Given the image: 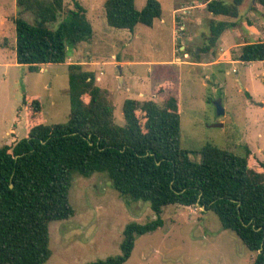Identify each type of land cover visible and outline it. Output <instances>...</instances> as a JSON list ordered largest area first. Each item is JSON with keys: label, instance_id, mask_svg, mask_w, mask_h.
<instances>
[{"label": "rangeland", "instance_id": "obj_1", "mask_svg": "<svg viewBox=\"0 0 264 264\" xmlns=\"http://www.w3.org/2000/svg\"><path fill=\"white\" fill-rule=\"evenodd\" d=\"M77 1L93 26L92 40L80 46L75 58L71 54L76 55L77 48L70 49L66 63L41 65L32 71L16 61V0H0V148L26 137L25 96L41 101L45 125L66 123L71 112L67 62H89L84 69L100 76L102 82L96 77L98 85L112 94L119 126L125 125L123 105L127 99L155 100L162 105L155 86L176 82L178 89L172 93L177 91L180 102V145L191 152L192 161L200 164L201 149L211 144L239 156L249 149L251 164L257 160L264 163V65L239 60L243 44L264 40V8L256 0H244L236 19L211 16L201 6L209 0H158L161 18L152 27L139 24L133 32L108 25L106 0ZM134 1L138 10L147 3ZM63 2L64 11L57 22L48 25L53 30L74 9L71 0ZM256 5L262 9L259 13ZM22 17L33 22L30 13ZM214 19L235 23L212 47L217 57L226 43L230 44L232 60L224 58L219 65L204 67L197 61L210 58L211 49L203 52V48L208 45ZM181 45L187 46L188 55ZM139 78L144 82L141 90L137 88ZM218 102L225 111L223 116L217 114ZM14 127L18 138L9 140ZM69 199L75 215L49 224L52 256L45 264H92L120 256L126 226L156 219L148 203L122 196L104 173L75 175ZM161 218V227L136 238L132 255L124 264L254 263L255 254L233 231L225 230L212 211L168 205Z\"/></svg>", "mask_w": 264, "mask_h": 264}, {"label": "trees", "instance_id": "obj_2", "mask_svg": "<svg viewBox=\"0 0 264 264\" xmlns=\"http://www.w3.org/2000/svg\"><path fill=\"white\" fill-rule=\"evenodd\" d=\"M68 17L53 30L64 11L63 0H16L14 19L16 61L36 71L41 65L66 63L68 51L94 36L86 9L77 1ZM244 0H209L214 16L238 18ZM264 8V0H256ZM257 6V5H256ZM255 6V7H256ZM109 26L133 32L137 25L152 27L162 16L158 0H147L138 10L134 0H106ZM30 13L33 22L22 15ZM235 23L210 21L209 52ZM239 60L264 63V41L242 46ZM71 112L64 124L45 125L37 98L24 97L26 137L0 148V264H45L52 256L49 224L75 215L69 193L75 175L104 173L124 197L150 205L156 219L131 223L124 230L122 254L92 264H124L136 238L163 225L168 205L204 208L219 218L255 254L253 264H264V163L251 164L245 156L207 144L195 163L180 145L181 116L176 85L155 89V100L127 99L124 126L115 122L112 94L98 85L94 72L70 64ZM249 98L250 95H249ZM12 137L17 140L16 127ZM12 186V187H11Z\"/></svg>", "mask_w": 264, "mask_h": 264}, {"label": "crops", "instance_id": "obj_3", "mask_svg": "<svg viewBox=\"0 0 264 264\" xmlns=\"http://www.w3.org/2000/svg\"><path fill=\"white\" fill-rule=\"evenodd\" d=\"M206 5H207V2L205 3V4H203V5H201V6H204L205 8H206ZM256 8H257V10L255 9V11L257 12V13H259L262 9H260L258 6H256ZM210 15L211 16H213L214 18L215 17H223V16H214V15H212L211 13H210ZM212 17V18H213ZM215 20V19H214ZM221 21H225V20H221ZM181 39V38H180ZM181 41H182V39H181ZM264 41V40H263ZM259 42H261V41H259ZM254 43V42H253ZM230 44H227L226 43V45H225V49H224V51H223V53H218V55H217V57L215 56V53H213L214 51L212 50V48H211V53H209L208 54V56L210 57V58H208L207 60H206V58L204 59V58H202L201 60H199V61H197L198 62V64L199 65H202V66H204V67H211V66H216V65H219L220 64V62H221V60L222 59H227V60H232L231 59V46H229ZM245 44H243L242 46H244ZM182 46V48H181V50L184 52V53H186L185 55H188V53L186 52V49H187V46H185V45H181ZM230 48H229V47ZM80 47H78L74 52H77L76 53V55L75 54H71L72 56V58H75V56L77 57L78 56V53H80V52H78L80 49H79ZM239 56H240V54H239ZM82 65H83V67L86 65V64H90L89 62L88 63H86V62H80ZM67 64L68 65H70V64H72V63H68L67 62ZM261 64H263L264 65V63H261ZM48 65H51V64H48ZM197 66V65H196ZM41 72L42 71H44V70H40ZM91 71V70H90ZM93 72V71H92ZM96 75V74H95ZM96 77H97V80L98 81H100V82H102V79H101V77L100 76H97L96 75ZM121 82H123V80L121 79L120 80ZM166 82H169V81H166ZM170 82H172V81H170ZM174 84L176 83V82H173ZM162 84V83H161ZM161 84H159V85H157V86H155V89H157V87L158 86H160ZM143 85H144V82L142 81V79L141 78H139V85L137 86V88H138V90H139V88H140V90L142 89V87H143ZM154 89V90H155ZM178 89V88H177ZM176 89V90H177ZM137 90V89H136ZM109 91V90H108ZM166 93H169V92H166ZM165 94V93H164ZM163 94V95H164ZM170 94V93H169ZM171 94H174V93H172L171 92ZM176 95H177V91H176ZM162 96H159V99L161 98ZM250 97L251 98H253V96L252 95H250ZM254 99V98H253ZM262 106V109L264 110V104H262L261 105ZM25 128H26V125H25ZM12 130H10V138H9V140L11 139V140H13V137H12ZM17 132V131H16ZM25 132H26V129H25ZM27 134V133H26ZM26 134H25V136H26ZM16 135H17V133H16Z\"/></svg>", "mask_w": 264, "mask_h": 264}, {"label": "water", "instance_id": "obj_4", "mask_svg": "<svg viewBox=\"0 0 264 264\" xmlns=\"http://www.w3.org/2000/svg\"><path fill=\"white\" fill-rule=\"evenodd\" d=\"M121 80V79H120ZM216 109H217V114H218V116H223L224 114H225V111H224V109H223V106H222V104L220 103V102H218L217 104H216ZM12 187V186H11ZM202 210H204V208H201Z\"/></svg>", "mask_w": 264, "mask_h": 264}]
</instances>
